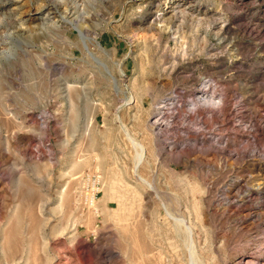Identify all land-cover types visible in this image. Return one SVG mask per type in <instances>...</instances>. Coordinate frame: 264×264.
Returning <instances> with one entry per match:
<instances>
[{"label": "rangeland", "instance_id": "1", "mask_svg": "<svg viewBox=\"0 0 264 264\" xmlns=\"http://www.w3.org/2000/svg\"><path fill=\"white\" fill-rule=\"evenodd\" d=\"M160 200L264 261V0H0V264H189Z\"/></svg>", "mask_w": 264, "mask_h": 264}, {"label": "bare ground", "instance_id": "2", "mask_svg": "<svg viewBox=\"0 0 264 264\" xmlns=\"http://www.w3.org/2000/svg\"><path fill=\"white\" fill-rule=\"evenodd\" d=\"M46 18H48V17H46ZM63 19H65V18H63ZM72 20H74V19H72ZM72 20L65 19V22H68V24H70L69 27L70 28H73V30H75V29L78 30V32H79V38L82 40V42H84L83 43L84 44V47L83 48L86 50V52L89 51L88 43L90 41L94 42V44L96 43V46L100 47V44L98 42H96L94 38L88 37L87 36V32L84 31V30L79 29L78 27H76L74 25V22ZM111 79L115 83L117 82L112 75H111ZM116 87L118 88V84L116 85ZM144 151H141V153L136 158L137 163H136V166H135L136 167L135 170H137V171H139L141 168H144L143 167V164H144V161L146 160V154H145ZM89 177H91V176H89ZM83 179H84V176H80V177L75 178L74 180L79 181V180H83ZM89 179H91V178H89ZM141 180H143V179H141ZM143 181H141V182H143ZM97 185H98V180H95V181H92L91 182V186H92L91 188L92 189H95L97 187ZM94 191H96V190H94ZM106 193H107V191H106ZM152 193L154 194L155 192L153 191ZM61 195H62L63 201L67 202L69 205L71 203H72L71 205H73V203L79 204L80 202H83L84 201L85 204L87 203L90 206L91 209H94L95 208V210H97L96 209V203H95V195L92 194V193L89 194V190H88V194H83V192H80L79 190H75V191L71 190L70 191L69 188H68V186H64L61 189ZM102 199H101V201H103L104 203H106L104 201V199L103 200ZM105 200L107 201V198ZM159 202L161 204V210H162V212L164 213L165 217L168 220H170V222L172 223V226L174 227V230L176 231L175 232L176 239L178 240V242H180L182 244L183 247H185V251L184 252H186V254H187V258H188L189 264L190 263L191 264H197L198 263V260H199L198 259V257H199V254H198V245H197L198 243H197V239H196L197 237L195 236V234L193 232L194 230L192 228V225L190 224V222L186 218H184L182 216H178V215L176 216L175 214H173L172 211L170 210L168 204H166V202H164L163 200H160ZM103 208H105V207H103ZM246 264H264V261L263 262H260L258 260H250V261H246Z\"/></svg>", "mask_w": 264, "mask_h": 264}, {"label": "clouds", "instance_id": "3", "mask_svg": "<svg viewBox=\"0 0 264 264\" xmlns=\"http://www.w3.org/2000/svg\"><path fill=\"white\" fill-rule=\"evenodd\" d=\"M203 103L205 106H208V107H219V105H220V101L216 100L214 95L209 96V97H205Z\"/></svg>", "mask_w": 264, "mask_h": 264}]
</instances>
